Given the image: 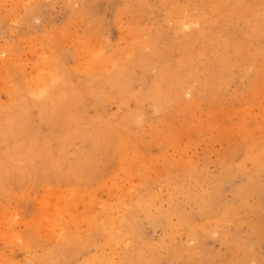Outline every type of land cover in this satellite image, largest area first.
I'll list each match as a JSON object with an SVG mask.
<instances>
[{"label": "rangeland", "instance_id": "rangeland-1", "mask_svg": "<svg viewBox=\"0 0 264 264\" xmlns=\"http://www.w3.org/2000/svg\"><path fill=\"white\" fill-rule=\"evenodd\" d=\"M0 115V264H264V0H0Z\"/></svg>", "mask_w": 264, "mask_h": 264}, {"label": "bare ground", "instance_id": "bare-ground-1", "mask_svg": "<svg viewBox=\"0 0 264 264\" xmlns=\"http://www.w3.org/2000/svg\"><path fill=\"white\" fill-rule=\"evenodd\" d=\"M135 47H136V46H135ZM180 67H181V66H180ZM162 70H163V69H162ZM180 71H181V70H180ZM141 72H142V71H141ZM53 73H54V72H53ZM39 75H40V74H39ZM161 76H162V75H161ZM180 76H181V75H180ZM188 76H189V75H188ZM188 76H187V77H188ZM190 76L192 77V75H190ZM190 76H189V77H190ZM72 77H73V76H72ZM174 77H175V76H174ZM34 78H35V77H34ZM171 78H172V76H171ZM40 79H41V78H40ZM53 79H54V78H53ZM63 79H64V78H63ZM41 80H42V79H41ZM176 80H177V78H176ZM188 80H189V79H188ZM38 81H39V80H38ZM38 81L36 82V80H35V81L31 82V83H35V82H36V83L34 84V87H31V85L27 84V85H25V86H26L25 88L27 89V91L29 92V94H30L32 97L35 96V95H36V96L38 95V96H41V97H42V98H40L41 100H44V95H46V94H45V92H46V88H44L43 85H41V84L39 83L40 81H39V82H38ZM65 81H66V80H65ZM126 81H127V80H126ZM172 81H173V80H172ZM177 81H178V80H177ZM182 81H183V79H182ZM58 82H59V81H58ZM58 82H57V83H58ZM168 82H169V81H168ZM145 83H146V82H145ZM58 85H59V84H58ZM111 85H112V84H111ZM172 85H173V84H172ZM65 86H66V85H65ZM167 86H168V85H167ZM170 86H171V85H170ZM66 87H67V86H66ZM68 87H69V86H68ZM168 87H169V86H168ZM208 87H209V86H208ZM30 88H31V89H30ZM64 88H65V87H64ZM185 90H186V89H185ZM154 91H155V90H154ZM154 91H152V92L146 91L147 93L145 94V96L148 97L149 99H151L152 101H154V102L156 103V101H157L156 98L158 97V91H155V92H154ZM123 93H124V91H123ZM123 95H124V94H123ZM95 96H96V95H95ZM97 97H98V96H97ZM135 97H136V96H135ZM146 97H145V98H146ZM140 99H142V98H140ZM159 99H160V97H159ZM147 101H148V100H147ZM40 103H42V102H40ZM96 103H97V102H96ZM15 105H16V104H15ZM17 105H18V104H17ZM38 105H39V103H38ZM42 105H43V104H41V106H42ZM19 106H20V105H19ZM41 106H40V107H41ZM41 108H43V107H41ZM46 108H48V107H46ZM157 108H158V107H157ZM19 109H20V108H19ZM7 110H8V109H7ZM9 110H10V109H9ZM44 110H45V109H44ZM46 110H47V109H46ZM129 110H131V109H129ZM244 110H245V109H244ZM12 111H13V110H12ZM42 112H43V111H42ZM9 113H10V112H9ZM133 113H134V111H129L128 114H129V115H132ZM4 114H5V113H4ZM53 114H54V113H53ZM16 115H17V114H16ZM44 115H45V114H44ZM0 116H1V115H0ZM10 116H11V115H10ZM41 116H43V115H41ZM45 116H46V115H45ZM51 117H52V116H51ZM131 117H132V116H131ZM98 118H99V117H98ZM98 118H97V120H98ZM129 118H130V117L128 116V119H129ZM132 118H133V117H132ZM132 118H131V119H132ZM13 119H14V116H13ZM44 119H46V118H44ZM99 119H100V118H99ZM128 119H127V120H128ZM25 120H26V119H25ZM46 120L48 121V119H46ZM49 120H50V119H49ZM129 120H130V119H129ZM95 121H96V120H95ZM125 121H126V120H125ZM139 121H140V120H139ZM91 122H92V120H91ZM99 122H100V121H99ZM11 123H12V122H11ZM96 123H97V122H96ZM18 124H19V123H18ZM1 125H2V123H1ZM1 125H0V128H2ZM27 125H28V124H27ZM93 125L95 126L94 123H93ZM5 126H6V125H5ZM10 126H11V125H10ZM13 126H14V125H13ZM13 126H11V127H13ZM16 126H17V125H16ZM99 126H100V125H99ZM110 126H113V125H110ZM185 126H186V125H185ZM95 127H96V126H95ZM113 127H114V126H113ZM130 127H131V126H130ZM13 128H14V127H13ZM15 128H16V127H15ZM15 128H14V129H15ZM82 128H83V127H82ZM100 128L103 129L101 126H100ZM109 128H111V127H109ZM109 128H107V130H108ZM114 128H115V127H114ZM150 128H151V127H150ZM8 129H9V128H8ZM97 129H98V127H97ZM1 130H2V129H1ZM24 130H25V129H24ZM105 130H106V128H105ZM129 130H130V129H129ZM2 131H3V130H2ZM18 131H19V130H18ZM93 131H95V128H94V127H93ZM93 131H92V133H93ZM102 131H103V130H102ZM102 131H100V129H98V133H96V134H99V132L102 133ZM110 131H111V129H110ZM110 131H109V132H110ZM117 131H118V130L116 129L115 132H117ZM95 132H97V131H95ZM95 132H94V133H95ZM5 133H6V132H5ZM22 133H23V132H22ZM36 133H37V132H36ZM104 133H105V131H104ZM104 133H103V134H104ZM110 133H111V132H110ZM37 134H38V133H37ZM103 134H101V136H102ZM112 134H114V133H112ZM195 134H196V133H195ZM3 135H4V134H3ZM5 135H7V134H5ZM14 135H15V134H14ZM23 135H24V134H23ZM81 135H82V133H81ZM11 136H12V135H11ZM35 136H36V135H35ZM35 136H34V138H35ZM50 136H51V135H50ZM97 136L101 138L100 135H96V137H97ZM12 137H13V136H12ZM14 137H15V136H14ZM25 137H26V135H25ZM94 137H95V135L92 134V136H91V138H90L89 140L92 141ZM98 137H97V138H98ZM104 137H105V135H104ZM104 137H103V139H104ZM18 138H19V137H18ZM31 139H32V138H31ZM94 139H95V138H94ZM98 139H99V138H98ZM28 140H29V138H28ZM36 140H37V139L35 138L34 141H36ZM95 140H96V139H95ZM19 141H20V140H19ZM22 141H23V140H22ZM38 141H39V140H38ZM38 141H37V144H38ZM43 141H44V140H43ZM43 141H42V142H43ZM96 141H97V140H96ZM11 142L13 143V141L10 140V141H9V145L11 144ZM16 142H17V141H16ZM30 142H31V141H30ZM94 142H95V141H94ZM120 142H121V141H120ZM25 143H27V142H25ZM39 143L41 144V141H40ZM84 143H85V142H84ZM89 143L91 144V142H89ZM6 144H7V143H6ZM31 144H32V143H31ZM42 144H43V143H42ZM82 144H83V143H82ZM98 144H99V143H98ZM98 144H97V143L94 144V147H97ZM9 145H8V146H9ZM13 145H14V144H13ZM34 145H35V143H34ZM104 145H105V144H104ZM2 146H5V144L2 145ZM25 146H27V145H25ZM28 146H29V143H28ZM49 146H50V145H49ZM102 146H103V145H102ZM9 147H10V146H9ZM19 147H20V149H21V146H19ZM19 147H17V148L19 149ZM22 147H24V145H23ZM36 147H38V145H36ZM43 147H44V146H43ZM79 147H80V146H79ZM89 147H92V145H89ZM0 148H1V146H0ZM11 148H12V147H11ZM28 148H32V147H28ZM20 149H19V150H20ZM37 149H38V148H37ZM44 149H45V148H44ZM44 149H43V150H44ZM2 150H3V148H2ZM19 150H18V152H19ZM26 150H29V149H27V147H26V148L24 149V151H26ZM32 150H33V148H32ZM35 150H36V149H35ZM38 150H39V149H38ZM38 150H37V151H38ZM41 150H42V147H41ZM43 150H42V151H43ZM118 150H119V149H118ZM3 151H4V150H3ZM3 151H0V152H3ZM12 151L14 152L15 149L13 148V149L11 150V152H12ZM16 151H17V150H16ZM16 151H15V152H16ZM37 151H36V153H37ZM122 151H123V150H122ZM39 152H40V151H39ZM82 152H83V151H82ZM7 153H9V152H7ZM25 153H26V152H25ZM25 153H24V154L21 153L19 156L22 157L23 155H25ZM30 153H31V152H30ZM36 153H35V154H36ZM1 154H2V153H1ZM27 154H28V152H27ZM252 154H253V153H252ZM29 155H30V154H29ZM32 155H33V153H32ZM39 155H40V154H39ZM1 156H2V155H1ZM11 156H12V155H11ZM16 156H17V155H16ZM37 156H38V155H37ZM40 156H41V155H40ZM44 156H45V155H44ZM85 156H86V155H85ZM5 157H6V156H5ZM8 157H10V156H8ZM12 157H13V156H12ZM17 157H18V156H17ZM21 157H19V158L21 159ZM23 157H24V156H23ZM33 157H34V156H33ZM170 157H171V156H170ZM2 158H3V157H2ZM2 158H1V159H2ZM15 158H16V157H15ZM19 158H18V159H19ZM24 158H25V157H24ZM26 158H28V157H26ZM26 158H25L24 160H26ZM35 158H37V157L35 156ZM9 159H10V158H9ZM9 159H7V161H8ZM31 159H33V158L31 157ZM31 159H30V160H31ZM37 159H38V158H37ZM48 159H49V158H48ZM48 159H47V160H48ZM56 159H58V158H56ZM15 160H17V159H15ZM83 160H84V159H83ZM12 161L14 162L13 159H12ZM19 161H20V160H19ZM32 161H33V160H32ZM50 161H52V160H50ZM2 162L4 163V160H2ZM2 162H1V163H2ZM10 162H11V161H10ZM13 162H12V163H13ZM70 162H71V160H70ZM70 162H69V163H70ZM32 163H33V162H32ZM32 163H31V164H32ZM48 163H49V162H48ZM5 164H6V163H4V164L2 165V167L5 166ZM16 164H17V163H16ZM16 164H15V165H16ZM25 164H27V162H26ZM25 164H24V165H25ZM31 164H30V165H31ZM18 165H19V164H18ZM42 165H43V164H42ZM67 165H68V164H67ZM0 166H1V165H0ZM8 166H9V164H8ZM28 166H29V164H28ZM15 167H16V166H15ZM21 167H22V166H21ZM21 167H20V168H21ZM260 167H261V166H260ZM8 168H9V167H8ZM17 168H18V167H17ZM24 168H25V167H24ZM26 168H27V167H26ZM203 168H204V167H203ZM11 169H13V166H12ZM43 169H44V168H43ZM103 169H104V168H103ZM2 170H3V169H2ZM15 170H16V169H15ZM52 170H53V169H52ZM60 170H61V169H60ZM3 171H4V170H3ZM17 171H19V168L17 169ZM23 171L26 172L25 170H23ZM87 171H88V170H87ZM19 172H20V171H19ZM41 172H42V171H41ZM38 173H39V172H38ZM17 174H19V173H17ZM24 174H25V173H24ZM56 174H57V173H56ZM59 174H61V173H59ZM64 174H65V173H64ZM6 175H7V174H6ZM10 175H11V174H10ZM10 175H9V176H10ZM33 175H34V174H33ZM70 175H71V174H70ZM20 176L22 177V175H20ZM29 176H30V175H29ZM50 176H51V175H50ZM71 176H72V175H71ZM16 177H17V176H16ZM128 177H129V176H128ZM8 179H9V178H8ZM40 179H41V178H40ZM27 180H28V179H27ZM35 181H36V180H35ZM26 182H27V181H26ZM39 182H40V181H39ZM48 182H49V181H48ZM86 182H87V181H86ZM57 184H58V183H57ZM59 184H61V183H59ZM62 184H63V182H62ZM68 184H69V183H68ZM11 192H12V191H11ZM179 192H180V191H179ZM10 194H12V193H10ZM127 200H128V199H127ZM138 204H139V203H138ZM141 205H142V204H141ZM49 206H50V205H49ZM65 206H66V205H65ZM157 207H158V206H157ZM97 208H98V207H97ZM50 211H51V210H50ZM2 216H3V215H2ZM180 218H181V217H180ZM91 220H92V219H91ZM171 221H172V220H171ZM113 223H114V222H113ZM120 224H122V223H120ZM128 224H129V223H128ZM109 226H110V225H109ZM123 229H124V228H123ZM12 230H13V229H12ZM7 234H8V233H7ZM98 235H99V234H98ZM107 237H108V236H107ZM32 241H33V240H32ZM109 241H110V240H109ZM73 242H74V241H73ZM125 247H127V246H125ZM58 248H59V247H58ZM44 249H45V248H44ZM86 250H87V249H86ZM118 250H119V249H118ZM42 252H43V251H42ZM45 252H46V251H45ZM131 252H132V251H131ZM35 253H36V252H35ZM1 255H2V254H1ZM46 255H47V254H46ZM33 257H34V256H33ZM44 257H45V256H44ZM46 257H47V256H46ZM46 257H45V258H46ZM33 262H34V261H33ZM37 263H38V262H37ZM91 264H92V263H91ZM98 264H99V262H98Z\"/></svg>", "mask_w": 264, "mask_h": 264}]
</instances>
